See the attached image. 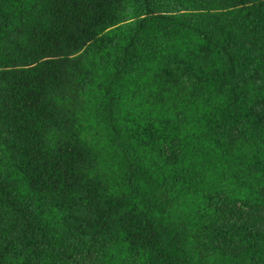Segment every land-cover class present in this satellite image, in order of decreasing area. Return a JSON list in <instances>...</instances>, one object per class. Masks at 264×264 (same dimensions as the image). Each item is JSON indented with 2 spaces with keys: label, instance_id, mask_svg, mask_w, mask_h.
I'll use <instances>...</instances> for the list:
<instances>
[{
  "label": "trees",
  "instance_id": "16d2710c",
  "mask_svg": "<svg viewBox=\"0 0 264 264\" xmlns=\"http://www.w3.org/2000/svg\"><path fill=\"white\" fill-rule=\"evenodd\" d=\"M264 0H0V264H264Z\"/></svg>",
  "mask_w": 264,
  "mask_h": 264
},
{
  "label": "rangeland",
  "instance_id": "374dc122",
  "mask_svg": "<svg viewBox=\"0 0 264 264\" xmlns=\"http://www.w3.org/2000/svg\"><path fill=\"white\" fill-rule=\"evenodd\" d=\"M242 207H243L245 210L249 211V212H251V211H252V212L256 211L259 215H261V216L264 217V209L261 208V207H258L257 209L251 208V207H249V206H247V205H242Z\"/></svg>",
  "mask_w": 264,
  "mask_h": 264
}]
</instances>
